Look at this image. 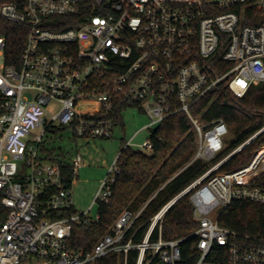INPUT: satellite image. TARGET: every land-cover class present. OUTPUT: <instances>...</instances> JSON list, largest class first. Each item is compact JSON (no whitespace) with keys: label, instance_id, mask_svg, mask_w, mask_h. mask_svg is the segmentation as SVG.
<instances>
[{"label":"built area","instance_id":"built-area-1","mask_svg":"<svg viewBox=\"0 0 264 264\" xmlns=\"http://www.w3.org/2000/svg\"><path fill=\"white\" fill-rule=\"evenodd\" d=\"M93 1L99 14L56 30L58 18L80 14L81 0H0V21L26 33L17 63H9L13 43L0 33V264H93L115 252L126 257L132 249L140 251L138 264L147 251L178 264L185 239L151 237L185 195L198 224L192 235L198 264L216 243L228 249L229 264H264L263 245L219 224L234 201L264 206V144L247 165L218 174L264 136V125L166 204L140 245L124 241L142 210H126L91 250L72 248L73 227L93 222L87 218L92 207L75 213L61 165L41 160L38 147L25 141L35 130L43 129L38 146L53 125L71 128L79 139H111V114L127 101L151 120L147 129L185 114L195 134L193 161L209 162L231 145V132L223 120L205 124L192 108L221 85L239 99L252 86H264V22H257L264 17V0ZM131 145L132 140L125 147ZM143 146L152 149L149 141ZM81 164L78 155L75 174ZM109 170L93 204L111 197L117 159Z\"/></svg>","mask_w":264,"mask_h":264},{"label":"trees","instance_id":"trees-1","mask_svg":"<svg viewBox=\"0 0 264 264\" xmlns=\"http://www.w3.org/2000/svg\"><path fill=\"white\" fill-rule=\"evenodd\" d=\"M99 14L93 0H81V12L75 18H58L53 29L67 30L77 27L86 17ZM6 34L13 43L9 53V63L19 62L24 47L26 33L21 26L0 21ZM255 25L254 21L246 23ZM136 106L131 102H120L111 114L115 124L123 125V112ZM192 114L205 124L223 120L229 127L234 139L231 145L212 161H193L196 152L195 134L183 113L173 115L152 131L149 142L151 154L125 147L117 158L119 173L111 185V197L107 202L98 203V221L90 224H75L71 246L75 250H91L99 240L108 234L126 210L138 213L142 210L134 226L128 232L124 243L140 245L145 240L151 219L169 202L178 197L201 175L227 156L235 147L256 133L264 125V86H252L248 94L239 99L221 85L199 101ZM264 144V136L254 141L241 154L223 165L218 174L233 172L247 165ZM45 161V158H41ZM53 160V159H50ZM67 186H73L76 174L73 165L59 162ZM74 212V211H73ZM219 224L235 231L239 239L248 243L264 246V206L247 201L232 202L221 214ZM198 224L194 219L190 195L180 198L168 211L161 230L157 227L151 237L156 241L161 233L164 240H182L181 260L178 264H198L201 254L197 240L192 236ZM255 239V240H254ZM143 264H166L152 252L145 253ZM140 251L130 250L111 253L93 264H138ZM228 249L214 245L205 262L229 264Z\"/></svg>","mask_w":264,"mask_h":264},{"label":"rangeland","instance_id":"rangeland-1","mask_svg":"<svg viewBox=\"0 0 264 264\" xmlns=\"http://www.w3.org/2000/svg\"><path fill=\"white\" fill-rule=\"evenodd\" d=\"M150 121L147 115L140 110V106L136 105L123 112V125L115 124L114 137L111 139H79L75 137L71 128L53 125L45 133L39 146L36 143V137L42 134V128L32 132L33 134L25 141L29 147L33 146L35 149L38 147L39 157L45 158V161L49 163L60 164L59 162H62L73 165L74 159L81 155L82 164L77 168L72 186L74 210L76 214L83 215L92 207L87 218L94 222L98 221V204H93L95 197L112 163L127 143L132 140L133 149L151 154V151L143 146L149 141L154 130L147 129ZM233 139V134H230L229 140Z\"/></svg>","mask_w":264,"mask_h":264},{"label":"water","instance_id":"water-1","mask_svg":"<svg viewBox=\"0 0 264 264\" xmlns=\"http://www.w3.org/2000/svg\"><path fill=\"white\" fill-rule=\"evenodd\" d=\"M257 22H258V25H259V24H262V23L264 22V17H259V18L257 19ZM262 116H263V119H264V114H263Z\"/></svg>","mask_w":264,"mask_h":264},{"label":"crops","instance_id":"crops-1","mask_svg":"<svg viewBox=\"0 0 264 264\" xmlns=\"http://www.w3.org/2000/svg\"><path fill=\"white\" fill-rule=\"evenodd\" d=\"M117 158H118V155H117ZM117 158H116V159H117ZM116 159H115V160H116ZM115 160H114V161H115ZM113 163H114V162H113ZM113 163H112V164H113Z\"/></svg>","mask_w":264,"mask_h":264}]
</instances>
